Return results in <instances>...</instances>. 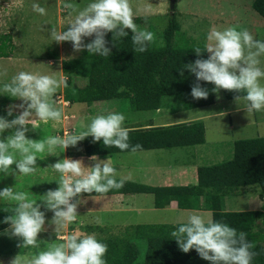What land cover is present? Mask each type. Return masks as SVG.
I'll use <instances>...</instances> for the list:
<instances>
[{
    "label": "clouds",
    "instance_id": "9594fccd",
    "mask_svg": "<svg viewBox=\"0 0 264 264\" xmlns=\"http://www.w3.org/2000/svg\"><path fill=\"white\" fill-rule=\"evenodd\" d=\"M63 8L70 16L75 14V18L66 31H58L53 26L50 37L57 43L72 42L75 52L87 50L89 54L108 57L111 49L107 46L106 35L113 33V40L116 42L128 36L126 30H131L135 53L146 52L148 45L155 39L153 32L140 30L134 23L130 0H93L82 9L77 4L64 3ZM32 9L40 15L47 14L46 8L38 3H34ZM93 36L95 38L90 43H84L85 37ZM194 52L198 57L205 52L210 55L207 59H197L184 65L180 70L181 77L186 68L195 74L197 81L215 85L212 91L217 94L221 89L244 93L237 95L235 100L238 103L241 100L246 102L243 108L248 117L264 112V84L261 83L264 80V68L260 66V58L264 57V41L254 39L247 29L238 31L236 27L224 30L212 28L207 34L204 50L196 47ZM61 87H68L65 77L57 79L52 75L27 71L19 72L10 82L0 87V94L23 101L19 105L9 106V116L13 115L14 108L22 110L15 119L9 121L0 117V134L7 129H15L6 141L0 139V173L9 175V170L15 164L19 174L30 175L36 170V153L44 152L46 146L48 152L53 154L57 147L66 151L88 137H92L94 143L103 140V145L108 148L115 147L121 151L131 148L133 154L142 148V145L130 146L128 143L130 130L122 126L125 116L120 113L95 116L86 130L78 134H70L67 130L63 132L62 129L63 136H50L38 141L27 138L28 125L37 129L40 122L59 123L63 115L69 118L66 110L70 103L73 105L79 102H70L63 91L56 101L60 108L56 107L52 97ZM124 91V88L118 89V92ZM191 95L196 100L207 99L209 90L196 83ZM13 153H19L21 159H15ZM89 159L94 162L93 167H85L82 160L72 158H64L50 165L60 174L57 181L59 187L50 189L42 196L43 205L30 201L27 193L14 191V187H6L0 191V198L15 202L14 208L4 209V212L11 211L13 214L3 222L10 225L5 234L23 241L18 247L39 248L38 236L45 230V212L41 211V207L54 213L51 224L56 226L57 239H62L63 242L40 251L31 258L29 264H106L103 257L108 246L99 242L94 234L74 232L63 237L59 235L77 220V207L82 203L81 200L73 202L77 196L93 192L104 194L124 186L123 180L117 182L115 179L117 170L112 164L111 156L101 160L93 155ZM91 199L95 200V196ZM171 235L182 252L188 253L195 249L202 259L211 264H252L253 258L260 255L259 252L252 251L256 248V243L249 242L246 233H237L229 225L215 222L211 218L206 220L202 214L195 212L189 213L187 222L181 224ZM10 264H22L20 255L12 259Z\"/></svg>",
    "mask_w": 264,
    "mask_h": 264
},
{
    "label": "rangeland",
    "instance_id": "374dc122",
    "mask_svg": "<svg viewBox=\"0 0 264 264\" xmlns=\"http://www.w3.org/2000/svg\"><path fill=\"white\" fill-rule=\"evenodd\" d=\"M91 2L93 0H0V34L9 33L13 44L10 56L0 57V87L4 83L10 82L11 78L21 71L52 75L57 79L65 77V72H67L71 74L75 82L83 85L85 78L72 75L64 67L68 59L80 56L82 51L75 52L72 42L57 43L53 41L50 33L53 26L58 31H66L75 18V14L70 16L63 8L64 3H74L82 9ZM252 2L253 0H176V5L182 29L198 40L205 37L207 43V34L212 28L224 30L228 27H236L238 31L247 29L254 39L264 41V18L255 11ZM34 3L45 7L47 14L40 15L33 11ZM130 4L134 12L133 19L136 16L147 17L142 22L134 21L138 29L150 31L149 24L151 23L154 27L152 31L155 40L163 44L162 31L167 24L171 0H130ZM260 59V66L264 68V57ZM261 83L264 84V80ZM63 91L64 87L59 88L52 97L58 108L60 107L56 101H58V95H61ZM219 95L218 99L220 100L214 105H207L208 107L204 109L216 113L214 117L206 121L205 131L206 141L222 142L190 146L189 148L193 151L191 155H185L182 148L179 147L153 152H138L134 154L135 156L131 153H115L102 154L98 157L101 160H106L111 156L112 164L117 170L116 175L130 173L132 175L129 176H133L135 180L139 179V182L145 183V180H150L143 174H146L144 167L152 166L159 175L163 176L154 178L159 184L196 183L198 166L218 163L232 156L234 149L232 141L264 136V112H257L248 117L246 110L243 111V108H240L241 105H245V101L241 100L238 103L235 99H226L221 90ZM21 103L23 101L19 99L0 94V106L7 110L10 105ZM61 105L62 103H60ZM71 105L70 103V107L66 110L68 119L63 115L59 123L49 121L44 124L40 122L37 129H32V126L28 125L27 138L38 141L50 136L62 135L66 130L70 131V134H75L71 129L74 122L78 125V127L75 126V130L79 133L86 130L93 117L109 113L123 114L125 120L122 126L126 128L134 126L146 128L163 123V121L155 123V112L159 111H133L129 109L127 103L120 99L96 101L91 104L79 102ZM195 109L182 110L179 117H193L198 113L195 112L197 111ZM21 111L19 108L13 109V112L18 115ZM220 111L223 113L218 114ZM173 118L175 119L177 116H173ZM71 123L73 124L71 125ZM147 124L152 125L147 126ZM14 130H5L3 134H0V139L6 141ZM13 155L15 159H21L19 153H13ZM36 156V170L30 175L19 174L15 164L9 170V175L0 173V191L6 187H14V191L27 193L30 201L43 205L42 196L50 189L55 190L59 187L57 181L60 174L50 165L69 157H65L64 151L59 147L53 154H50L47 146L44 152L36 153ZM72 159L82 160L85 167L94 166L93 161L85 160L81 154ZM131 166L137 168L138 173L133 172L130 169ZM182 172L185 174H180ZM161 173H165V176ZM259 191L258 184L241 187L235 195L224 197L223 208L234 211L262 209L264 208V199L260 197ZM135 195L139 199H143L146 208L140 205L141 201L138 198H136L139 202L138 206L130 207L127 206V203L121 206L118 202L119 198L118 200L116 198L109 199L97 195L93 200L91 199L93 196H88L86 193L77 196L73 202L82 201L77 207V220L67 229L62 230L59 235L63 237L79 232L82 235L94 234L99 237L115 234L126 224L187 222L188 214L194 211L181 208L152 210L150 207H153L154 204L151 194ZM0 204L15 206V202L5 201L3 198H0ZM138 207H142V209H137ZM41 211L45 212V230L38 236L40 247H18V244H22L23 241L5 234V230L10 228L8 227L0 231V264H10L11 260L18 255L21 257L22 264H29L31 258L40 251L63 242L62 239H57L56 226L51 224L54 213L43 206ZM201 214L204 217L207 216V214ZM97 218H99V222H97ZM98 225L103 228L99 229Z\"/></svg>",
    "mask_w": 264,
    "mask_h": 264
},
{
    "label": "trees",
    "instance_id": "16d2710c",
    "mask_svg": "<svg viewBox=\"0 0 264 264\" xmlns=\"http://www.w3.org/2000/svg\"><path fill=\"white\" fill-rule=\"evenodd\" d=\"M171 2L168 20L162 31L163 44L155 39L148 45V50L135 53L131 42V30L128 36L113 40V33L105 39L111 49L108 57L92 55L84 50L80 56L65 62V69L76 77L85 78L80 85L71 74L65 72L68 87L64 94L70 102L122 100L130 110L148 111L168 108L171 112L188 110L209 105L215 102L218 94L212 89L215 85L197 81L195 74L188 69L180 70L184 65L197 59H207L209 53L197 56L196 47L204 50L206 40L196 39L182 29L178 18L177 5ZM255 11L264 18V0H253ZM145 16L134 17L135 22H142ZM150 31L154 30L149 24ZM153 32V31H152ZM95 37H85L84 43H90ZM13 48L9 34L0 35V57L10 56ZM209 90L207 99L196 100L191 95L194 84ZM124 88V92L118 89ZM226 99H234L244 93L230 92L221 89ZM7 109L0 106V117L11 121L17 113L8 115ZM130 146L142 145L140 150L171 149L175 147H193L204 144L206 131L201 119L175 123L166 126H149L146 128H128ZM233 142V154L224 161L197 167V182L194 184H152L135 180L117 178L124 181L120 189H112L108 193H144L152 194L154 206L164 208L176 201L181 209L211 211V219L229 225L244 232L249 242H255L252 251L260 255L253 258L252 264H264V208L254 210H225L223 200L226 196L235 195L241 187L258 184L259 195L264 199V136L237 139ZM84 153L87 156L107 155L131 152V148L121 151L115 147H105L103 140L93 142L92 137L83 140ZM0 204V231L10 227L3 221L11 214L5 208H14ZM186 222L180 223H135L126 224L115 234L96 237L99 242L108 246L103 259L106 264H211L202 259L195 249L184 253L171 233ZM99 229L103 227L98 225Z\"/></svg>",
    "mask_w": 264,
    "mask_h": 264
},
{
    "label": "crops",
    "instance_id": "0c3cea01",
    "mask_svg": "<svg viewBox=\"0 0 264 264\" xmlns=\"http://www.w3.org/2000/svg\"><path fill=\"white\" fill-rule=\"evenodd\" d=\"M218 96L220 98V95L219 94H218ZM218 96H217L215 102L212 103V105H214L218 100H220V99H218ZM234 99H229V100H234ZM207 107H208L207 105H204V106H200V107H198L196 109L195 108H192V109L197 110V111H195V110L194 111L196 113L197 112L198 113L196 115L194 114L193 117H190L189 116V118H185L184 116L179 117L180 116L179 113L182 110H178L176 112H171L170 110H168L166 108L157 109L155 111H159V112H155V117H154L155 118V123L156 122H162V121H163V123H161V125H156V126H162V125L163 126H166V125H172V124L179 123V122H187V121H191V120L201 119L204 122L205 127H206V121L208 119L210 120V118L214 117V115L216 114V113H213V111L211 112V111L204 110ZM243 107H244L243 105L240 106V108H243ZM189 110H191V109H189ZM242 110L244 111V108ZM219 113H223V112L220 111V112H218V114ZM173 116H177V118L174 119ZM150 123H151V121H150ZM72 124L73 123H71V125ZM149 125H152V124H147V126H149ZM75 126L78 127V125L76 124V122H74V124L72 126L73 127L72 129H73V131H74L75 134H78V132L75 130ZM128 128H132V127H128ZM59 136H62V135L59 134ZM217 142H222V141H205L204 144L208 145V144L217 143ZM224 142H226V141H224ZM175 148H179V147H175ZM181 148H182V150H183V152H184L185 155H191L192 152H193L192 149H190L189 147H181ZM171 149H173V148H171ZM160 150H163V149L141 150V152L140 151H137L136 153H138V152L139 153H143V152H153V151H160ZM125 153H128V154L131 153L133 156H135L132 152H125ZM80 154H81V157L84 156L85 160H90L89 158L91 156L84 155L85 153H84V148H83L82 141H81V144L79 142L76 146H70L66 151H64V156L65 157H69V158H75V157H77ZM101 155L102 154H99V155H96V156H101ZM135 166H136V164H135ZM130 169L133 172H137L138 173V169L137 168L131 166ZM144 170H146V174H143V173L142 174L145 177H148V179H150V180H145L146 181L145 183L159 184V182H156L154 180V178H159V177H163V176L159 175V173H157L152 166L144 167ZM119 172L122 173L121 171H119ZM161 174H164V176H165V173H161ZM180 174H185V173L182 172ZM129 175H132V174H130V173L129 174H118L116 176H117V178L133 179V180H135L133 178V176H129ZM151 180H153L154 182H152ZM135 181H139V179H137ZM174 184H182V183H174ZM159 185H166V183H164V184L162 183V184H159ZM168 185H170V184H168ZM135 194L138 195V194H143V193H116V194H105V195H100V196H102V197H108L109 199L116 198L117 200L119 198L118 202H119V204L121 206H123L124 203H127V206L132 207V206H138V204H139V202L136 199L138 197H136ZM139 200L141 201L140 202V205H143V206L146 205L145 202H143V199L140 198ZM153 204H154V198H153ZM145 208H146V206H145ZM122 209H124V208H122ZM137 209H142V207H138ZM150 209H152V210H155V209H165V210L166 209H172V210H176V209H179V208L177 207L176 201H172L168 206H166L164 208H156L153 205V207H150ZM193 212L198 213V214H201V213L207 214V216L205 215V218H211V214H212L211 211H208V210H194Z\"/></svg>",
    "mask_w": 264,
    "mask_h": 264
},
{
    "label": "water",
    "instance_id": "95a60500",
    "mask_svg": "<svg viewBox=\"0 0 264 264\" xmlns=\"http://www.w3.org/2000/svg\"><path fill=\"white\" fill-rule=\"evenodd\" d=\"M176 0H171V2H175Z\"/></svg>",
    "mask_w": 264,
    "mask_h": 264
},
{
    "label": "flooded vegetation",
    "instance_id": "af4514ba",
    "mask_svg": "<svg viewBox=\"0 0 264 264\" xmlns=\"http://www.w3.org/2000/svg\"><path fill=\"white\" fill-rule=\"evenodd\" d=\"M0 16H1V14H0ZM5 34H9V33H5ZM0 35H2V34H0Z\"/></svg>",
    "mask_w": 264,
    "mask_h": 264
},
{
    "label": "built area",
    "instance_id": "2783aa9c",
    "mask_svg": "<svg viewBox=\"0 0 264 264\" xmlns=\"http://www.w3.org/2000/svg\"><path fill=\"white\" fill-rule=\"evenodd\" d=\"M65 103H68L67 101Z\"/></svg>",
    "mask_w": 264,
    "mask_h": 264
}]
</instances>
